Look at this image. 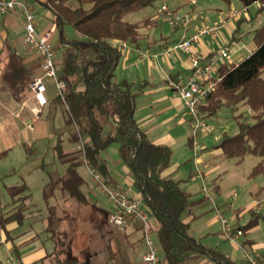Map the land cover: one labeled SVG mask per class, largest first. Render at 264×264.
I'll return each instance as SVG.
<instances>
[{"label":"trees","instance_id":"trees-1","mask_svg":"<svg viewBox=\"0 0 264 264\" xmlns=\"http://www.w3.org/2000/svg\"><path fill=\"white\" fill-rule=\"evenodd\" d=\"M170 1L36 0L55 16L56 32L64 51L58 77L66 84V90L64 98L57 97L56 101L66 113L67 127L75 132L74 142L78 146L84 142L85 160L110 184V172L103 155L110 147L118 145L119 156L133 170L134 186L152 214L153 232L162 249V264H189L199 257H207L216 264H236L222 251L206 247L191 234L190 225L183 221L185 211L193 205L190 193L182 181L162 177L172 163L173 151L168 146L154 144L134 119L138 95L135 90L142 91L145 85L137 86L116 79V70L123 56L118 44L125 42L137 46L142 30L152 29L158 23L157 18L151 17L136 23L126 18L147 8L167 5ZM223 1L230 4V0ZM238 1L245 8L254 4L264 6V0ZM66 26H72L80 37L67 38L64 34ZM253 42L256 48L248 57L237 65L227 63L222 66V80L201 109L207 118L216 115L223 107L232 112L239 132L235 136L224 133L215 148L221 149L224 157L239 162L249 155L259 157L261 160L252 169L250 179L264 175V24L254 31ZM4 53L3 81L12 97L18 103H24L32 95V74L23 57L11 45H6ZM241 107H247L249 113H240ZM80 164H71L62 178L51 180L44 189L47 199L45 233L54 243V251L48 259L51 264H114L117 257L109 245L116 237L111 233V239L105 241L102 236L105 231L120 228L110 223L111 213L107 211L108 224L98 223L97 209L88 204L82 190L86 183L79 172ZM56 189L77 201L78 216L49 202ZM8 193L12 202L9 210L0 215V232L5 234L6 242L12 244V253L9 254L18 260L17 241L26 234L25 224L31 220L28 216L31 195L26 184L9 188ZM261 221H264V214L251 211L248 224L236 229L246 235ZM83 222L91 225L86 245L96 248L107 244L105 261L99 260L98 254L90 249L81 250L84 246L80 244L84 238L81 226L86 225ZM13 224L16 227L9 229Z\"/></svg>","mask_w":264,"mask_h":264},{"label":"crops","instance_id":"crops-1","mask_svg":"<svg viewBox=\"0 0 264 264\" xmlns=\"http://www.w3.org/2000/svg\"><path fill=\"white\" fill-rule=\"evenodd\" d=\"M28 1L32 4L35 13L38 3L36 0ZM196 1V6L191 5L189 0H172L166 3L171 10H177L183 13H195V20L188 30V36L204 26H211L222 21H226V25L220 35L202 38L199 43L194 45L193 49L195 51L201 55L209 56L223 45H229V50L232 55L230 64L237 65L255 50L256 46L253 42V38L250 48H245L246 46L243 45L245 42L243 38L246 34H244L243 29L245 28L243 27L248 25L252 27L250 30L253 29V27H257L255 22H257L260 17V13L264 11V6L260 4V7L254 12H251L250 6L247 14L241 15L240 18H233V13H240L245 8L238 0H230V4L221 0L216 5L207 4L206 7L199 5L200 0ZM40 6L43 12L41 15L35 14V16L38 21V33L44 34L55 24V16L50 10L42 5ZM160 7L161 6L142 10L147 12L146 18L157 17L158 23L152 29L142 30V38L137 46L129 44L130 48L127 50V56L123 59L121 58L116 70V79L119 82L128 81L137 86L142 84L145 85L142 91L135 90V93L138 95L136 98L134 119L137 125L145 131L154 144L168 146L173 151L172 160L174 162L162 173V177L182 181L183 187L191 195L193 205L190 207L192 209L202 210L204 203L209 202V200L211 201L212 206H214V214L207 219L206 225L208 229L216 227L219 230L218 235L221 237V240L225 241L221 235L219 214L225 215L224 213L228 211L230 213V210H232L234 213L232 222H234L235 227L241 226V222H243V225H246L250 220L251 211L264 214V175L259 176L262 178L261 181L257 179L251 181L252 179L250 180L248 176L247 180H249V183L244 185L245 195L242 197L240 196V198L238 197V193L235 192L234 196L231 198L232 201H228L229 206L227 208H222V206L217 204L220 198L217 197L216 200L215 195L220 196V194L226 193L225 190L227 188L234 187L240 182H238L239 180L237 181L236 174L233 170L234 174L230 177L229 174L227 176V173H229L228 169H223V167L228 158L224 157L221 149L215 147L207 149L205 147L196 158L197 155H195L193 151L190 140L192 128L186 110L180 96L171 86V82L174 81L175 78L191 68V61L189 55L182 52L170 56L163 55L167 48L178 43L184 37L185 31L181 27L165 30L164 26H160L162 20L160 18L161 16H158ZM129 16H132V14ZM0 20V53H2L0 63V171L13 169L16 165L18 166L20 161H23L21 162L22 164L28 161L30 158L29 156L38 155L40 158V165L35 166L31 171L41 170V172H45L46 158L51 154V159L55 162H51L50 164L55 174L48 173V176L51 174L49 176L50 179L57 181L65 175L67 168L71 164L80 162L79 172L86 183L82 187V190L88 198V204L97 209L95 215L98 217L97 220L100 221L98 223L100 225H107V217L105 211H102L99 206L100 202L97 194H100V196L104 195L92 183L87 167L82 163V155L78 153V145L73 140L75 132L67 127L66 113L56 101L57 91L56 87H54L55 85L46 82L47 91L44 96L47 100V104L42 108L41 114L36 117L33 112L39 108V105L34 94L32 93L31 97L26 102L18 103L12 97L8 87L4 83L3 70L6 61L4 49L7 44L11 45L12 49L23 57L25 64L32 74V80L42 75V61L24 42L25 21L22 16L21 8H16L8 15H0ZM129 22L136 23L139 21ZM263 24L264 20L258 22L259 27L252 30L253 37L254 31ZM245 31L249 32V29H245ZM57 37L60 39L59 33L55 32L52 42ZM221 43L222 46L220 45ZM141 53H147L151 56L158 55V58H143ZM234 57H237V60H235ZM120 64H122L124 70H126L124 72L131 73L129 74L131 75L130 78H125L123 80L118 79L117 71ZM221 136V134L217 136L218 140H220ZM110 149L111 147L104 153L103 157L106 160L113 186L124 192H126L125 189H129L130 192L126 193L132 197L138 196L140 192L137 191L134 186L135 174L133 170L120 158L119 147L112 149V151ZM235 160L237 165H240L244 161L239 162L238 159ZM56 162L57 165L55 164ZM186 164H189L191 169V176L187 181L182 178L185 169L189 168L188 166L187 168L183 167V165ZM257 164H255L253 168ZM198 171L201 172L202 176L198 175ZM178 175H180V177ZM211 181L214 183L215 190L216 187L218 189L216 190V194L211 190V198H207L203 194L202 189L204 183L211 186ZM23 184L29 187L30 193V186L27 183ZM14 187L18 186L10 185L7 189ZM50 203L59 206L62 211H71L73 216L79 215V205L77 201L70 199L58 189L50 195ZM9 204L10 203L7 205ZM215 206L217 208H215ZM112 211L113 207L110 203V209L107 212L111 213ZM29 218L33 224H30L31 226L26 230V234L17 241L20 252L17 263L51 264V260L48 259V256L54 251V243L48 239L45 233V217L41 218L43 227H39L38 231L40 233L35 230L36 224H38L36 220L37 217L30 216ZM196 218L194 214L186 216L184 213L183 215V221L190 225V232L191 225ZM15 227L16 225L13 224L9 229H14ZM62 227L65 228L63 225ZM111 233L114 234L116 237L115 239H111ZM191 234L197 238L194 230ZM260 236L261 240H259ZM5 238V234L0 232V243L3 244L2 248L6 251V259V255L12 253V244L6 242ZM102 239L105 241L111 239L112 241L109 247L113 248L117 257L114 264H144L143 255L146 251V247L142 239L140 225H134L127 229L126 232L120 229H112L108 232L105 231ZM156 241L158 242L157 236ZM211 243L213 245L212 241ZM234 245L239 249V252L243 254L245 264H248L246 260L247 253H259L262 255L260 264H264V221H261L258 226L247 232L242 247L239 244ZM206 247L210 248L212 246L210 243H207ZM219 248L226 257L236 264L239 263V259L237 258L238 253H234L226 246H220ZM86 249L96 252L99 260H106V252L108 249L106 243L100 244L96 246V248L94 245H84L81 250L85 251ZM189 264L216 263L207 257H199L192 260Z\"/></svg>","mask_w":264,"mask_h":264},{"label":"built area","instance_id":"built-area-1","mask_svg":"<svg viewBox=\"0 0 264 264\" xmlns=\"http://www.w3.org/2000/svg\"><path fill=\"white\" fill-rule=\"evenodd\" d=\"M189 3L196 6L197 1L189 0ZM18 7L21 8L25 21L24 42L42 61V75L35 77L30 83V90L39 105V108L34 110L33 113L38 117L42 112V108L47 104L44 96L47 91L46 82L55 85L57 97L64 98L66 90V84L60 81L58 77L60 63L57 62V53L52 42L56 25H52L44 34H39L34 8L28 0H0V15H8ZM248 11V8H244L242 12L233 13L232 16L233 18H240ZM160 12L165 14L164 21L172 27H181L185 31L184 37L178 43L167 48L163 55L170 56L182 52L188 54L191 61V68L172 81L171 86L180 96L186 110L192 128V147L197 158L204 149L198 142L199 135H211L213 132V128L209 125L207 117L201 109L207 105L209 96L216 91L222 80L221 68L224 64L232 61V55L227 46L218 48L209 56L201 55L193 47L206 36L216 37L220 35L225 28L226 21L204 26L188 36V30L195 20L194 12L181 13L173 11L167 5L161 6ZM118 45L122 50L130 48L128 43L125 42ZM141 56L151 59L158 58V55L151 56L147 53H141ZM79 148L92 183L113 207L109 218L110 223L126 230L134 225H140L142 239L146 247L143 255L144 264H162V249L160 244L154 240L152 214L144 206L142 194L132 197L108 183L102 173L85 160L83 141H81ZM198 175L202 176L200 171H198ZM202 192L207 198H211L212 191L206 183H204ZM215 208L217 207L215 206ZM219 219L223 239L232 244H239L240 239L245 236L244 232L241 229H236L231 220L223 214H219ZM261 258L262 255L259 253L246 254L248 264H260ZM6 261L8 264H15L16 259L12 254H8Z\"/></svg>","mask_w":264,"mask_h":264},{"label":"rangeland","instance_id":"rangeland-1","mask_svg":"<svg viewBox=\"0 0 264 264\" xmlns=\"http://www.w3.org/2000/svg\"><path fill=\"white\" fill-rule=\"evenodd\" d=\"M220 1L221 0H200L199 5H203L206 7L207 4L208 5H214V4L216 5ZM259 7H260V4H254L250 7V10H251V12H254ZM148 9H150V8H148ZM42 12L43 11H42L41 6L39 4H37L35 14L41 15ZM181 13H183V12H181ZM184 13H187V12H184ZM158 14H159L158 16L159 17L161 16L160 18L162 19L160 22V26H164L165 30L173 29V27L169 23H167L166 21L163 20L165 14L161 13V12H159ZM260 14H259L260 17L258 18L257 22H255V24H257V27H259L258 22L261 20H264V11ZM146 16H147L146 11H139V12L132 14V16H128V18H126V19L128 21H136V20L140 21V20L146 18ZM257 27H253V29H251V30H250V28H252V27H250L248 25H245L243 27L245 29H249V32L245 31V29H243L244 34L246 33L244 35V38H243V41H245L243 43V45L246 46L245 48H250L251 43H252V38H253L252 30H254ZM64 34L69 39H75V38L80 37L79 34L74 30V28L72 26H66L64 28ZM53 45H54V48H55L56 53H57V62L61 64L62 61L64 60V51H63V47L60 43V39L58 37L53 40ZM220 45L222 46V43ZM223 46H226V45H223ZM127 53H128L127 50H123L122 59L127 56ZM4 56H6V55L4 54ZM234 58H235V60H237L236 59L237 57H234ZM124 71H126V70H124L123 65L120 64V67L117 71V77L119 80H123L125 78L131 77V75H129L131 73L124 72ZM239 112L243 113V114L249 113L247 107H241ZM207 120H208L209 125L213 128V132L211 133V135H205V134L199 135L198 142L200 143V145L203 148L206 147L207 149H212V148L216 147L219 144V140L217 138V136L219 134L223 135L224 133H226L229 136H235L239 132L238 131L239 130L238 125H237V122L234 118V115L226 107L221 108L220 111L216 115L207 118ZM190 140H192V132H191ZM117 147H118V145H113L110 150L112 151V149H116ZM78 153H80V155H81V150H80L79 146H78ZM51 157L52 156L50 154L46 158V162H45L46 171L45 172H41V170L31 171L32 169H34L35 166L40 165V160H39L40 158L38 155H34V156L30 157L28 159V161H26L25 163L21 164V162H23V161H20L18 163V166L16 165L15 167H13V169L0 171V215L2 213L6 212L7 210H9V207H8L9 205H7V204L12 202V199L8 193V189H7L8 186H10V185L11 186H19L23 183H27L30 186V194H31L30 200L28 201V204L30 205L28 216L29 217L30 216L37 217L36 220H37L39 225L36 224L37 226L35 227V230L37 232H39L38 231L39 227H41V228L43 227L41 218L46 217V212H47V199L44 195V187L47 184H49L51 181V179L49 177L51 174L48 176V173H53V171H54V169L50 163L55 162V161L52 160ZM260 160L261 159L259 157L249 155V156L245 157L244 161L240 165H237L235 159H226L223 169H225V168L228 169L229 173H227V176L229 174V177H230L231 175H233L235 173L236 179H237V181L239 180L238 182H240V183L236 184L234 187L232 186L231 188H227L225 190L226 193L220 194V196H218V195L216 196L215 195L216 194L215 186H214V183L211 181L212 185L209 187L215 193V194H213V195H215V199L217 200V197L220 198V200L217 202L218 205L222 206V208L223 207L227 208L229 206L228 201H230V202L232 201L231 198L234 196L235 192L238 193V197H240V196L242 197L243 195H245L244 185L245 184L247 185L249 183V180H247V177L251 173L253 166L255 164L259 163ZM173 162L174 161L172 160V163ZM185 162H187V161H185ZM55 164L57 165V162ZM187 166L189 167V164L183 165L184 168H187ZM232 170L234 171V173ZM54 174L55 173H53V175ZM180 175H178V176L180 177ZM190 176H191V169L189 167L188 169H185L182 178L187 181L190 178ZM253 179H257L258 181H261L262 178L258 176V178L256 177V178H252V180L251 179L250 180L254 181ZM226 183H228V182H226ZM125 190H126V192H130L129 189H125ZM97 195H98V200L100 202L99 206H100L101 210L102 211H108L110 209V203L108 202L107 198L105 196H100V194H97ZM49 202H50V200H49ZM213 207L214 206H212L211 201L209 200V202L204 203L202 210L201 209H192L191 207H189L185 211L186 216L194 214L197 217L191 225V232L194 230L196 233L197 239L199 241H202V243L205 246L207 243L208 244L210 243L212 246V247H210V249L220 250V248H219L220 246H226L228 249H230L234 253H238L237 258L239 259L238 260L239 263L238 262L237 263L238 264H242V263L245 264L244 259H243V254L239 252V249L236 248L234 244H232L231 242L221 240V237L218 235L219 230L216 227H214L212 229H208V227L206 225V221L212 214H214ZM224 214H225L224 216L227 219L231 220V222H232V216L234 215L232 210H230V213L228 211ZM83 223H85V222H83ZM29 224H32L30 220H28L27 223L25 224V228H24L25 231L30 227ZM85 224L86 225L81 226L82 230L84 231V233L82 232L81 236L82 237L84 236V238L82 241L80 240V244H84V245L87 244V240L89 238V233L91 231L90 230L91 225L88 226L87 222ZM232 224L234 225V222H232ZM246 225H243V222H241L242 227H244ZM24 230H22V231H24ZM218 237H220V238H218ZM154 240L156 241L155 234H154ZM244 240H245V236L243 238H241L239 241V245L241 247L244 244ZM259 240H261V236L259 237ZM211 241L213 242V245H212ZM2 245L3 244H1L0 246H2ZM5 252H6L5 249L1 247L0 248V260H1L2 264H8L6 259H5V254H6ZM17 262H18V260L16 259L15 264H18Z\"/></svg>","mask_w":264,"mask_h":264}]
</instances>
